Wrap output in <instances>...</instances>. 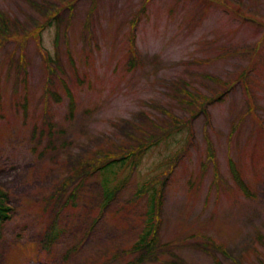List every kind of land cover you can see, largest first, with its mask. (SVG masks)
Masks as SVG:
<instances>
[{
    "label": "rangeland",
    "instance_id": "1",
    "mask_svg": "<svg viewBox=\"0 0 264 264\" xmlns=\"http://www.w3.org/2000/svg\"><path fill=\"white\" fill-rule=\"evenodd\" d=\"M57 10L41 34L61 66L49 72L29 35ZM0 13L26 37L24 50H0V264H264V0H0ZM195 93L212 101L199 109ZM173 119L184 125L133 170L62 186L81 161ZM149 182L161 189L159 251L136 262L149 206L137 191Z\"/></svg>",
    "mask_w": 264,
    "mask_h": 264
},
{
    "label": "trees",
    "instance_id": "2",
    "mask_svg": "<svg viewBox=\"0 0 264 264\" xmlns=\"http://www.w3.org/2000/svg\"><path fill=\"white\" fill-rule=\"evenodd\" d=\"M94 5V4H93ZM93 7V6H92ZM58 10L55 11L50 15V20L46 21L43 25L38 26L29 36L35 40V44L38 48V50L41 52L43 59L46 63V67L49 72H52L55 68H60V64L58 62V56L55 60H53L49 54L42 48L41 45V34L44 30V28H47L50 26V22L53 19L54 21L58 22L57 17ZM90 19V17H89ZM58 36L56 37V43H57ZM26 37H22L16 32H11L10 26H9V20L0 13V50L4 46V44L8 41H15L18 43L19 46L22 47L24 50L25 47V41ZM25 41V42H24ZM24 43V44H23ZM12 60L14 62V66L17 70V74H19L20 70L25 68L27 66V63L24 61L23 55H19L16 57L15 53L12 55ZM137 61V58L132 55L131 52V61L130 64L133 66V64ZM54 63V64H53ZM214 82H216L218 85L223 86L226 90L231 88V84L227 82H222L217 79H213ZM65 88V94L67 96V99L69 101V110L70 113H74V99L72 97V94L68 87L64 85ZM45 95L48 98L49 96L53 97L55 100H58L59 97L55 93H52L48 86L45 87ZM190 100L193 102L192 104L197 106L199 109H203L204 105L211 102V99H208L204 96H201L197 93L190 94L189 95ZM184 123L177 122V120L173 119L172 122L168 124V128L162 129L159 135L153 136V137H146L141 138L137 141V145L134 147H125V148H119L118 152L116 153H108L101 154L98 157L92 158V159H86L84 161H81L77 168H74L73 175L69 177L62 186L68 185L70 182H72L77 177H87L95 173H113L114 168L121 169L122 167L128 166L130 167V170H133L137 167L140 160L143 158L146 151H148L150 148L157 146L158 143L163 140L164 137L168 136V134L174 130L179 129L182 127ZM230 164L231 174L233 176L234 181L236 182L237 186L241 189L242 193L244 195H249L250 191L244 184L241 175L237 171V169L234 168L233 163ZM217 173L215 172V176ZM214 176V178H215ZM217 179V176H216ZM123 184L121 182L117 187L113 188L112 190H109L107 193V199L112 198L114 194L116 193L118 187H120ZM149 195V206H148V221H147V227L144 228L143 233L138 238V240L132 245L130 252L131 253H139V257L136 260V262H142L146 259H148L151 256H155L157 254L158 250V237H157V229H158V223H159V208L161 206L160 202V195H161V189H155L154 185L149 182L146 183L144 186L140 187L137 191V196L142 195ZM74 193L72 192V198L74 199ZM6 199H7V193L3 191L0 187V221L5 220L8 218L9 208L6 205ZM54 225V224H53ZM54 226H52L45 234V239L43 241L44 248H47L50 242L52 241L54 237ZM209 247H212L214 249H220L219 246L212 240H209L207 242ZM178 262H173L169 264H185L179 258H175ZM216 264H219L217 261H215Z\"/></svg>",
    "mask_w": 264,
    "mask_h": 264
}]
</instances>
